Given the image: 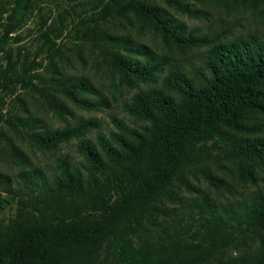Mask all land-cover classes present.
I'll list each match as a JSON object with an SVG mask.
<instances>
[{"label": "trees", "instance_id": "trees-1", "mask_svg": "<svg viewBox=\"0 0 264 264\" xmlns=\"http://www.w3.org/2000/svg\"><path fill=\"white\" fill-rule=\"evenodd\" d=\"M161 1L193 14L182 0ZM30 2L13 0L8 13L0 10V91L16 82L19 58L2 47L7 29L1 18L19 24ZM250 4H260L264 17V0ZM127 12L179 53L206 49L183 69L97 24ZM97 14L81 34L102 42L104 57L123 83L149 85L122 107L137 126L112 118L114 130L89 140L85 135L97 128L91 119L40 131L29 121L26 137L37 149L52 151L77 139L79 162L63 156L48 175L34 167L13 178L0 174V191L17 198L14 215L0 220V264H210L215 253L236 243L238 231L264 233V186L239 208L228 209L190 181L201 176L211 187L224 184L203 166L210 161L231 163L237 178L249 183L256 180L255 168H264V35L223 38L186 30L147 0H107ZM28 71L22 67L23 78ZM46 84L42 91L60 93L81 109L99 106L83 96L93 91L84 78H50ZM5 122L28 124L17 117ZM184 202L200 219L188 238L170 235L165 225L160 232L166 237L141 235L148 218L169 217L176 207L171 205ZM214 263L264 264V236L252 253Z\"/></svg>", "mask_w": 264, "mask_h": 264}, {"label": "rangeland", "instance_id": "rangeland-1", "mask_svg": "<svg viewBox=\"0 0 264 264\" xmlns=\"http://www.w3.org/2000/svg\"><path fill=\"white\" fill-rule=\"evenodd\" d=\"M106 1L31 0L19 24H9L5 20L6 15L2 16V23L7 29L2 47L11 49L13 59L19 58L14 73L16 82L0 91V174L13 178L19 171L34 167L48 175L53 170L55 160L63 156L75 163L79 162L75 151L77 139L61 143L52 151L37 149L26 137L31 121L37 124L36 129L32 130L40 131L60 129L91 119L97 123V128L85 135L84 138L89 140H93L97 134L106 136L114 130L112 118L122 120L128 127L137 126L122 107L134 93L146 90L149 85L136 83L132 87L123 83L104 57L102 42L81 34L85 26L94 24L92 21L98 17L97 12ZM147 1L163 8L169 17L181 23L186 30L223 38L248 33L264 35V17L259 14L262 6L259 4L253 8L250 4L253 0H246L247 4L244 5L241 0H182L193 9V14L178 12L161 0ZM12 3L13 0H0V10L8 13ZM97 22L107 34L127 37L145 46L154 56L166 57L171 64L183 69L195 64L206 49L193 48L179 53L172 45L164 43L152 27L128 12L121 15L115 13L108 20ZM4 66L5 57L0 53V67ZM22 67L29 70V74H26L29 82L22 81L26 78H23ZM58 77L84 78L93 91L83 96L97 102L99 106L96 110L81 109L52 90L42 91L50 78ZM16 117L28 124L16 122L11 125L5 122L7 118L13 120ZM203 166L224 184L217 183L219 186L211 187L201 176L190 181L217 207L237 209L264 186L262 167L255 168L256 180L249 183L237 178L231 163L210 161ZM183 196L190 197V194ZM0 199V220H6L14 215L17 198L0 191ZM171 206L176 207L169 217H158L156 221L148 218L141 235L166 237L160 232L165 225L170 235L188 238L199 225L200 219L190 213L185 202ZM263 236L264 233L238 231L236 243L215 253L210 264H215L220 257L235 258L252 253Z\"/></svg>", "mask_w": 264, "mask_h": 264}]
</instances>
